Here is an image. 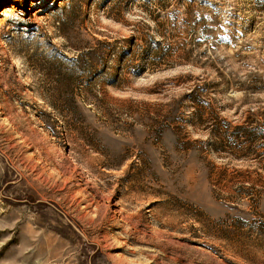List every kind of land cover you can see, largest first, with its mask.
Wrapping results in <instances>:
<instances>
[{"label": "rangeland", "instance_id": "rangeland-1", "mask_svg": "<svg viewBox=\"0 0 264 264\" xmlns=\"http://www.w3.org/2000/svg\"><path fill=\"white\" fill-rule=\"evenodd\" d=\"M0 264H264V0H0Z\"/></svg>", "mask_w": 264, "mask_h": 264}, {"label": "bare ground", "instance_id": "bare-ground-1", "mask_svg": "<svg viewBox=\"0 0 264 264\" xmlns=\"http://www.w3.org/2000/svg\"><path fill=\"white\" fill-rule=\"evenodd\" d=\"M7 11H8V9H5L3 12H1V14H0V18H1V16H3Z\"/></svg>", "mask_w": 264, "mask_h": 264}]
</instances>
